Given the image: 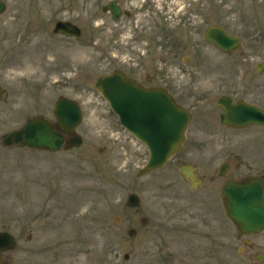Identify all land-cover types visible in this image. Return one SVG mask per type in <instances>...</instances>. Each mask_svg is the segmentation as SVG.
<instances>
[{"label": "rangeland", "instance_id": "rangeland-1", "mask_svg": "<svg viewBox=\"0 0 264 264\" xmlns=\"http://www.w3.org/2000/svg\"><path fill=\"white\" fill-rule=\"evenodd\" d=\"M5 1L0 14V230L10 231L16 245L0 253V264H260L254 254L264 252V232L238 234L221 197L209 192L218 180L264 172V131L189 139L179 158L192 160L205 175L197 190L189 188L175 162L139 176L147 149L118 123L93 83L114 67H126L124 52L130 49L124 44L136 30V47L160 40L171 50L151 53L141 60V71L153 75L165 64L177 68L152 81L171 86L177 95L187 93V103L196 107L193 128L220 131L214 102L220 92L264 106V71L255 70L264 60V0H118L136 12L142 5L134 21L123 16L118 24L102 10L108 0ZM60 19L77 24L80 37L53 34ZM212 23L240 36L241 49L224 54L204 42L203 31ZM156 24L162 27L160 38L140 28ZM118 25L125 36L120 41L114 35ZM60 95L82 106L76 130L83 138L80 146L46 152L3 145L2 135L28 118L52 119ZM240 153L245 154L241 159ZM224 161L230 168L219 177L217 167ZM129 192L140 194L139 207L125 206ZM179 213L207 216L211 227L176 231L170 217ZM131 227L133 236L127 234Z\"/></svg>", "mask_w": 264, "mask_h": 264}, {"label": "water", "instance_id": "water-1", "mask_svg": "<svg viewBox=\"0 0 264 264\" xmlns=\"http://www.w3.org/2000/svg\"><path fill=\"white\" fill-rule=\"evenodd\" d=\"M106 7H110L114 15L118 13L113 3ZM3 8L4 4L0 0V12ZM54 31L68 35L80 33L73 24L61 21L56 23ZM204 39L225 52L240 47V40L226 33L218 25L208 26L204 32ZM263 67L264 62L257 65L258 69ZM95 86L118 114L120 123L147 144L149 158L140 169V173L162 166L169 156L179 149L183 130L190 116L165 89L143 87L120 71L99 76ZM1 91L0 88V96ZM218 105L222 108L221 121L226 125L243 126L254 123L264 126V111L253 105L243 101L231 103L224 99L219 100ZM54 114L58 127L65 133H70L81 119L77 102L69 98L57 101ZM22 139V143L29 146L56 150L61 147L64 137L55 131L48 121L35 118L22 129L9 132L4 142L9 144ZM69 141L71 145H77L80 143V137L73 135ZM193 170L194 167L191 166L181 167L185 179L196 185L197 179L193 175ZM222 196L229 218L241 233L253 234L264 229V182L261 178L230 180L224 185ZM127 203L136 205L138 197L130 194ZM13 244L14 239L10 234L0 232V250L10 248ZM255 258L264 264L263 253L256 254Z\"/></svg>", "mask_w": 264, "mask_h": 264}, {"label": "flooded vegetation", "instance_id": "flooded-vegetation-1", "mask_svg": "<svg viewBox=\"0 0 264 264\" xmlns=\"http://www.w3.org/2000/svg\"><path fill=\"white\" fill-rule=\"evenodd\" d=\"M155 70L157 72L160 71V73L154 72V74L151 75V74H149L146 71L145 72H142V71L137 70V69H130L127 72V74L130 75V76H132V77H134V78H136L139 82L143 83L144 85H158V83H154V81H152V80H156V78L158 76L160 77L162 75V72H161V70L159 68H155ZM159 79H161V77ZM224 93H227L228 95L230 94V96L232 98H236V99L244 98L243 95H240L238 97H235V94H233L231 92H224ZM183 94L184 95H181V94L180 95H177V94H175V96L177 97L178 101L180 103H182L183 105H186V106L188 105L189 106L188 109H190V108L191 109L196 108V107H194L193 104L190 105V102H189V104L187 103L186 100L189 98L187 95H185L187 93L183 92ZM249 101L252 102V103H255V102H253L251 100H249ZM255 104H258V103H255ZM260 106H263V105H260ZM233 129L234 128H231V130H233ZM186 133H187L186 140L184 141L183 146H182L183 154H185L184 153V150H186L185 146H186V143H187V141L189 139H199V140L201 139V140H203V138H204V139H206V140L209 141V139H212V138H214V137H216V136H218L220 134L219 131H214V130L207 131V130L202 129V128H200V130H193L192 129L190 131H187ZM199 134L201 136H198ZM190 145H192V141L190 142ZM193 148H194V146H193ZM181 152H180V154H181ZM180 154H176L174 156V158H172L171 164L175 162V165L177 164V166H179L183 162V159L182 158H179V155ZM237 158L241 159L242 158V155H237ZM236 166H238V164H236ZM249 168H251V167H249ZM250 175H260V176L264 177V172L258 171V170L255 171L254 170L253 172H251V173H249V174H247L245 176L243 175L241 177L244 178V177H247V176H250ZM201 178H202V180L204 182L205 175L202 174V173H201ZM209 179H210V181H214L215 180V178H214L213 175L209 176ZM179 212H184V211H181L180 210ZM183 214L184 213H179L176 217L175 216L170 217L172 219L171 221L174 223V226H175V230L176 231L183 232L184 230H182V229L183 228H186L187 226H190L191 228H202V227L203 228L204 227L210 228L211 227L212 222L211 221H206L207 216H205L204 219H200V218H197V216L195 217V216L190 215L189 213H186L187 215L185 214V216ZM208 214H209V212L206 213V215H208ZM183 216L187 219V221H186V219ZM178 240H181V238H178ZM164 248H165L164 244H160V247H158V250H161L162 251ZM166 248H168V247L166 246Z\"/></svg>", "mask_w": 264, "mask_h": 264}]
</instances>
